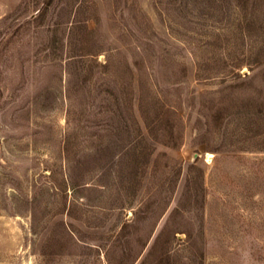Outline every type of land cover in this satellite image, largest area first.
<instances>
[{
  "label": "rangeland",
  "instance_id": "1",
  "mask_svg": "<svg viewBox=\"0 0 264 264\" xmlns=\"http://www.w3.org/2000/svg\"><path fill=\"white\" fill-rule=\"evenodd\" d=\"M0 264H264V0H0Z\"/></svg>",
  "mask_w": 264,
  "mask_h": 264
}]
</instances>
